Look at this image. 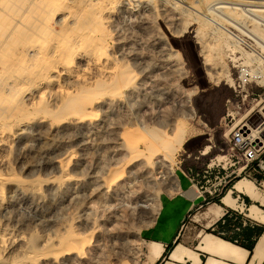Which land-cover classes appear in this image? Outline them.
Listing matches in <instances>:
<instances>
[{"label":"rangeland","instance_id":"1","mask_svg":"<svg viewBox=\"0 0 264 264\" xmlns=\"http://www.w3.org/2000/svg\"><path fill=\"white\" fill-rule=\"evenodd\" d=\"M35 1L0 0L8 12L0 15L7 18L13 2L28 11ZM102 2L57 0L44 12L56 39L45 48L32 38V29H18L12 21L0 27V61L21 50L28 60L24 69L13 64L16 86L27 83L16 102L9 101L15 91L10 82L0 91V102L5 100L0 133L6 141L0 144V236L12 238L7 248L0 245V264H13L25 253L36 255L32 264L153 263L161 246L148 243L144 262L140 233L153 221L159 196L177 187L176 172L186 184L178 169L194 177L209 160L225 166L232 128L247 119L255 127L264 122V0ZM99 11L108 22L99 28L102 40L95 46L86 29H94ZM38 28L37 33L45 27ZM75 33L78 43L86 40L78 52L92 44L87 55L104 57V72L83 76L80 56L60 54ZM64 64L81 77L68 79ZM244 72L257 83L242 85ZM75 100L83 114L70 109L79 106ZM227 101L233 119L226 124ZM262 123L256 134L264 131ZM220 154L226 157L217 159Z\"/></svg>","mask_w":264,"mask_h":264},{"label":"crops","instance_id":"2","mask_svg":"<svg viewBox=\"0 0 264 264\" xmlns=\"http://www.w3.org/2000/svg\"><path fill=\"white\" fill-rule=\"evenodd\" d=\"M178 171L186 184H182L176 172L177 187L159 196L153 221L141 230L140 238L146 245L144 262L149 254L147 244L156 243L161 246V252L151 264H264V223L245 220L217 205L213 202L215 197L208 194L209 188L200 191L201 186L196 185L198 193H189L194 183L185 171ZM255 177L264 180V172ZM245 201L250 204L248 199ZM253 206L264 215V205L258 201ZM205 235L230 243L238 251L222 252L215 242L209 245L212 252L205 251ZM177 247L181 250L171 258Z\"/></svg>","mask_w":264,"mask_h":264},{"label":"bare ground","instance_id":"3","mask_svg":"<svg viewBox=\"0 0 264 264\" xmlns=\"http://www.w3.org/2000/svg\"><path fill=\"white\" fill-rule=\"evenodd\" d=\"M34 1V0H33ZM63 1V0H62ZM117 1V0H116ZM104 2H105V0H104ZM104 2H102L103 4H104ZM16 3V2H15ZM14 2H13V4L10 6V8L8 9L9 11H10V15H8L7 14V18L5 17V18H3L4 17V13L3 12H5L3 9H1L0 8V10H3V16H1L0 15V27H2V25L4 26L5 24H8V23H11V21L14 23L15 22V25H16V28H18L19 29V27L22 29V28H28V30L29 29H32V30H34L33 32H34V34H32V35H34V36H32V38L33 37H35V38H37L35 41L38 43V44H41L42 46H43V48H45V47H47V46H50L49 44L52 42V44H53V41L54 40H56L55 39V34L54 35H52V34H50V32H49V26H48V21H46L45 19V17H44V12H47L50 8H52V7H54V5L57 3V0H36L35 2H33V6H32V8L29 10L28 9V11H24L23 10V8H22V4H21V2H19L18 4H15ZM59 3L61 4V2L59 1ZM86 3V2H85ZM91 4H92V2H90ZM106 4H108L107 2H105ZM120 2H119V0H118V4H119ZM64 4V3H63ZM88 4V3H87ZM94 4H95V2H94ZM112 4V3H111ZM115 4H116V2H115ZM114 4V5H115ZM24 6V5H23ZM60 6H62V4L60 5ZM91 6V5H90ZM109 6V5H108ZM85 7V6H84ZM88 7V6H87ZM92 7V6H91ZM93 7H95V6H93ZM106 7V6H105ZM62 8V7H61ZM89 8V7H88ZM100 8H101V5H100ZM117 8V7H116ZM54 9V8H53ZM51 10V12L52 11H54V10ZM68 9V8H67ZM91 9H93V8H91ZM90 8H89V10H91ZM105 9V8H104ZM114 9V8H113ZM27 10V9H26ZM71 10V9H70ZM69 10V11H70ZM87 10V9H86ZM97 10H100L99 9V7H97ZM96 10V11H97ZM106 10V9H105ZM108 10V9H107ZM106 10V11H107ZM58 11V10H57ZM65 11V10H64ZM68 11V12H69ZM104 11V10H103ZM115 11V10H114ZM1 12V11H0ZM7 12V11H6ZM6 12H5V14H6ZM21 12H23V13H21ZM56 12V11H55ZM67 12V13H68ZM87 12V11H86ZM101 11H99L98 13H99V15L98 16H96V19L95 20H97V21H95L94 22V18H93V26L95 25V27H94V29H92L93 27L89 24V22H88V24L92 27L91 28V30H90V28L89 29H86L87 30V37H86V39H87V41H90L89 43H92L93 45H97V46H100V41L102 40V39H100L99 37V34H101V33H103L102 31H104V29L102 30V28H101V30H100V32H99V28L100 27H103V25H106L107 24V22H108V17L107 18H104L103 17V19L102 20H100L101 19V13H100ZM108 13L109 12H111V11H107ZM8 13V12H7ZM104 13V12H103ZM107 13V14H108ZM69 14V13H68ZM71 14H73L72 12H71ZM89 14V13H88ZM70 15V14H69ZM93 15H94V13H93ZM49 15H47V17H48ZM89 16H92V15H89ZM51 17V16H50ZM111 17V16H110ZM85 18V17H84ZM87 18V17H86ZM72 19V18H71ZM13 20H15V21H13ZM87 20V19H86ZM49 22H50V19H49ZM214 22V21H213ZM90 23H92L91 22V20H90ZM84 24V23H83ZM40 26H43V27H45L44 29H43V32H40L39 31V33H37V28L38 27H40ZM78 27H81V26H78ZM78 27H76L77 29H78ZM85 27H87V26H85ZM89 27V26H88ZM87 27V28H88ZM75 28V29H76ZM2 29V28H1ZM0 29V30H1ZM10 29V28H9ZM39 29V28H38ZM80 29H84V28H80ZM96 29H98V30H96ZM105 29H106V27H105ZM16 29L14 28V30L13 31H15ZM27 30V29H26ZM40 30V29H39ZM61 30V29H60ZM86 30H85V32H86ZM88 30H90L89 32H88ZM106 30H108V29H106ZM53 31V30H52ZM76 31V30H75ZM97 31H98V34L96 35V33H97ZM5 32H6V30H5ZM16 32V31H15ZM15 32H12V33H15ZM19 32V31H18ZM54 32H57V30H55ZM61 32V31H60ZM63 32V31H62ZM65 32V31H64ZM63 32V34L65 35L66 33H64ZM79 32V31H78ZM10 33V32H9ZM24 33H25V31H24ZM59 33V32H58ZM83 33V32H82ZM81 33V34H82ZM18 34V33H17ZM108 34V33H107ZM7 35V34H6ZM19 35V34H18ZM57 35H61V34H57ZM73 35H75V36H73ZM73 35H69L68 36V38H70L71 39V42L69 43V45H68V47H66V48H64L63 49V51H59V49H58V51L59 52H61L60 54H62V55H67V57L68 58H72V57H74L73 59H75V55L76 56H80L79 58V60H80V62H82L83 64H84V67H85V70H82V75L84 76L87 72H90V71H96V72H99V73H102V72H104V60H103V58L104 57H98V56H96V55H94V56H88L87 54H89V52H88V50L89 49H92V47H93V45L92 44H90L89 46H85L84 44V47L86 48V52H84V53H81V52H78L79 51V48H78V50H77V47H79V44L80 43H84V42H81L80 41V43H78V41H77V35H78V33H77V35H76V33L75 34H73ZM101 35H103V34H101ZM111 35V34H110ZM83 36V35H82ZM99 36V37H98ZM29 37V36H28ZM56 37H58V36H56ZM62 37V36H61ZM79 37H81V35L79 36ZM107 37V36H106ZM110 37V36H109ZM108 37V38H109ZM14 38H17L16 37V35L14 36ZM67 37H66V39H68ZM85 38V37H84ZM102 38V37H101ZM103 38H104V36H103ZM111 38V37H110ZM227 38V37H226ZM65 39V38H64ZM104 39H106V38H104ZM30 40V39H29ZM57 40H58V38H57ZM60 41L61 40H63V39H59ZM80 40V39H79ZM25 41V40H24ZM60 41H59V43H60ZM64 41V40H63ZM65 42V41H64ZM24 43V42H23ZM35 43V42H34ZM34 43H33V45H34ZM59 43H58V45L57 46H59ZM103 44H105L104 42H102ZM19 44V43H18ZM18 44H17V46H18ZM37 44V45H38ZM63 44V43H62ZM65 44V43H64ZM63 44V45H64ZM67 44V43H66ZM86 44V43H85ZM88 44V43H87ZM107 44V43H106ZM105 44V45H106ZM23 45V44H22ZM81 45V44H80ZM16 46V48H18ZM41 46V47H42ZM56 46V45H55ZM56 46V47H57ZM82 46V45H81ZM80 46V47H81ZM14 47V46H13ZM60 47V46H59ZM8 48H10V45H9V47ZM16 48H14V50H15V52L18 50V53H19V49H17L16 50ZM22 48V47H21ZM53 48V47H52ZM99 48V47H98ZM29 49V48H28ZM42 49V48H41ZM1 50H2V47H1ZM13 50V49H12ZM12 50H10L11 52H13ZM60 50H62V49H60ZM83 50H85L84 48H83ZM108 50V49H107ZM6 51V50H5ZM46 51V50H45ZM99 51H103V49L102 48H99ZM105 52H106V50H104ZM104 51L103 52H101V53H103V54H100V55H104L105 56V54H104ZM14 52V53H15ZM44 51L42 50V53H43ZM94 52V51H93ZM98 52V51H97ZM30 53V52H29ZM42 53H40V54H42ZM46 54V53H45ZM9 55V54H8ZM93 55V54H92ZM99 55V56H100ZM107 55H108V53H107ZM3 56V53L2 52H0V58ZM9 56H12L11 58H9V61H7L6 59V61L5 60H1L0 61V84H1V86H0V91L2 92V89H7V82H10L9 84H8V86H14V88H15V91L13 90L12 92H13V94H12V96H11V99L9 100L10 102H12V103H14V102H16V100L18 99V97H20V95L21 94H23L24 93V90L26 89L25 87H24V85H26L27 83H20V85H17L16 86V84H15V77H14V74L15 73H13V70H12V68H13V64H15L16 65V67H18V66H21V67H23V66H27L28 67V65H26L25 63H26V61H28L27 60V57H26V53H25V51H22L21 50V52L17 55V57H14V54H11V55H9ZM44 56V55H43ZM51 56V55H50ZM61 56V55H60ZM41 57V56H40ZM48 57V56H47ZM106 57V56H105ZM6 58V57H5ZM49 58H51V57H49ZM57 58V57H56ZM107 58V57H106ZM36 59V58H35ZM43 59V57H41V59H39L38 58V61L39 60H41V62L43 61L42 60ZM55 59V58H54ZM108 59V58H107ZM78 60V59H77ZM112 60V59H111ZM31 61V60H30ZM29 61V62H30ZM44 61H45V59H44ZM48 61V60H47ZM73 61V60H72ZM113 62V61H112ZM37 63V62H36ZM48 63V62H47ZM51 63V62H50ZM70 63V62H69ZM29 64V63H28ZM33 64V63H32ZM41 64V63H40ZM45 64V63H44ZM68 64V63H67ZM14 65V66H15ZM30 65V64H29ZM37 65V64H36ZM65 65V64H64ZM31 67H32V65H30ZM29 66V67H30ZM47 66V65H46ZM66 66V65H65ZM20 67V68H21ZM34 67V66H33ZM124 67V66H123ZM19 68V67H18ZM42 68V67H41ZM116 68V67H115ZM23 69H24V67H23ZM25 69H27V68H25ZM29 69V68H28ZM119 69V68H118ZM37 70V69H36ZM108 70V69H107ZM110 70V69H109ZM108 70V71H109ZM120 70H121V68H120ZM127 70V69H126ZM30 71V70H29ZM34 71V70H33ZM62 71H63V69H62ZM76 71V67H74L73 68V66L72 67H68V66H66L65 67V69H64V73L66 74H64L68 79H72V80H74V81H76V80H78L81 76H79L78 75V73H76L75 72ZM119 71V70H118ZM106 72V71H105ZM110 72V71H109ZM113 72H114V69H113ZM116 72V71H115ZM124 72V71H123ZM104 74V73H103ZM119 74L120 75H122L121 74V72L119 71ZM127 74H129L130 75V73L128 72ZM27 75V74H26ZM34 76V75H33ZM124 76V75H123ZM123 76H119L120 77V79H121V77H123ZM45 77V76H44ZM118 77V76H117ZM118 77V78H119ZM46 78V77H45ZM104 78V77H103ZM17 79V78H16ZM83 79V78H82ZM123 79H126V77L124 78H122V80ZM130 79H132V78H130ZM242 79H243V76H242ZM30 80V79H29ZM47 80V79H46ZM17 81H18V79H17ZM97 81V80H96ZM128 81V80H127ZM126 80H125V82L123 81V83H124V85L125 84H128V82H127ZM21 82V81H20ZM26 82V81H25ZM32 82H33V80H32ZM48 82V81H47ZM99 82V81H98ZM113 82H115V77H114V81ZM113 82H110L112 85H113ZM122 81L120 80V83H121ZM127 82V83H126ZM49 83V82H48ZM109 83V84H110ZM123 83L121 84V85H123ZM262 83V87L264 88V82L262 81L261 82ZM115 84V83H114ZM6 85V86H5ZM94 85V84H93ZM97 86L99 85V84H96ZM118 85V84H117ZM16 86V87H15ZM114 86V85H113ZM3 87V88H2ZM49 87H50V85H49ZM124 87V86H123ZM9 88V87H8ZM88 88H89V86H88ZM93 88V87H92ZM102 88V87H101ZM104 88V87H103ZM10 89V88H9ZM95 89V88H94ZM97 89V88H96ZM62 90V89H61ZM87 90V89H86ZM88 90H90V89H88ZM100 90V89H99ZM115 90V89H114ZM81 91H82V89H81ZM81 91H80V93H81ZM93 92H95V91H97V90H92ZM103 91V90H102ZM23 92V93H22ZM83 92H85V87H84V91ZM98 92V91H97ZM77 93H79L78 91H77ZM76 93V94H77ZM87 93H89L88 91H87ZM86 92L84 93V94H87ZM7 94V93H6ZM74 94V92L72 93V95ZM24 96V95H23ZM76 96V95H75ZM80 96V95H79ZM96 96V95H95ZM3 98V97H2ZM21 98H22V96H21ZM93 98H95L94 96H93ZM92 98V99H93ZM7 99V98H6ZM70 99H73L72 97H70ZM75 99V98H74ZM73 99V100H74ZM86 99V98H85ZM69 100V99H68ZM88 100H90L89 98L87 99V101ZM5 101V100H4ZM4 101H2V103L4 102ZM71 100H69L68 102H70ZM76 101V100H75ZM74 101V102H75ZM77 102V101H76ZM84 102H86V101H84ZM1 102H0V106H1V104H2ZM88 103V105H89V101L87 102ZM91 103V102H90ZM4 104V103H3ZM74 104V103H73ZM76 105L75 106H78V107H74V108H70V109H72V110H75L77 113H78V115H80V114H83V111H82V113H81V109L83 108V106H82V104L81 103H79V102H77V103H75ZM63 105H65V104H63ZM70 105H71V102H70ZM92 105H93V103H92ZM91 106V105H90ZM8 107V106H7ZM21 107H23V106H21ZM72 107V106H71ZM20 108V107H19ZM18 108V109H19ZM17 109V110H18ZM92 109V108H91ZM17 110H15V112L17 111ZM71 110V111H72ZM14 111V110H13ZM68 111H70V110H68ZM92 111V110H91ZM263 111H264V108H263ZM11 112H12V110H11ZM11 112H9V113H11ZM73 112V111H72ZM75 112V113H76ZM89 112V111H88ZM2 113H3V111H2ZM1 113V115H6V114H2ZM8 113V114H9ZM69 113H71V112H69ZM74 113V112H73ZM77 113L75 114L76 116H77ZM85 113V112H84ZM87 115V114H86ZM93 115V114H92ZM7 116V115H6ZM6 116H4L2 119H7V117ZM88 116V115H87ZM82 117V116H81ZM189 117H190V115H189ZM11 118V117H10ZM80 118V117H79ZM78 118V119H79ZM263 118H264V116H263ZM13 119V118H12ZM1 120V119H0ZM8 121L10 120L9 118L7 119ZM2 121V120H1ZM0 124H1V122H0ZM4 126V125H3ZM262 126L264 127V122L262 123ZM2 127V126H1ZM257 130H259V128H257V129H251V134L252 135H256V131ZM4 134L1 132L0 133V144L4 141ZM4 142H6V141H4ZM168 152H170L171 153V157L169 156V158L171 159L172 158V154L174 153V151H175V147H174V144L173 145H170L169 147H168ZM226 156L225 155H219V156H217V159H224ZM63 161V160H62ZM66 163V162H65ZM60 164V163H59ZM61 165V164H60ZM65 166H66V164H64ZM61 167V166H60ZM63 168V167H62ZM63 170V169H62ZM6 178V177H5ZM11 178V177H10ZM14 178V177H13ZM9 178L7 177V180H8ZM3 180V179H2ZM11 180V179H10ZM9 181V180H8ZM14 181H16V180H14ZM0 182H2V181H0ZM7 182V181H6ZM5 182V183H6ZM21 182H22V180H21ZM40 182V181H39ZM18 183V182H17ZM20 184V183H19ZM18 184V185H19ZM27 184V183H26ZM40 184V183H39ZM1 185H2V183H1ZM3 185H4V181H3ZM22 185V184H21ZM20 185V186H21ZM24 186V185H23ZM3 187V186H2ZM234 187H235V189L237 190V191H245L253 200H256V201H259L262 205H264V194H259L258 195V192L255 190V188H254V186L249 182V181H246V180H240V181H237L236 183H235V185H234ZM37 188H38V186H37ZM192 191L196 194V191L194 190V188H192L191 189V191L189 192V193H192ZM30 194V193H29ZM225 195H227L226 197H224ZM223 197H222V203H224V205H226V206H229V207H234L235 206V200L234 199H232L231 198V196H230V192H228V193H226ZM1 197V196H0ZM249 217L250 218H252V219H254V220H257V221H259V222H262V223H264V215L262 214V212L259 210V209H257L256 207H252L251 206V208H250V214H249ZM2 235V234H1ZM12 237V236H11ZM15 239V238H14ZM13 239V240H14ZM23 239V238H22ZM203 241H204V246H203V249L206 251H213V250H211V246H209L210 244H212V242H215V243H217V245L219 246L217 249H222V252H225V251H227L228 253H232V252H235V251H238V248H236V247H234L233 245H231L230 243H227V242H225V241H222V240H219V239H214L211 235H205L204 236V239H203ZM12 243V238H10V236H8V235H2V236H0V245H1V247L3 248V249H5V248H7V246H9L10 244ZM214 246H216L215 244H214ZM50 248V247H49ZM52 249V248H51ZM213 249H215V247L213 248ZM48 250V249H47ZM47 250H46V252H47ZM54 250V249H53ZM52 250V251H53ZM181 250V247H177L175 250H174V252L172 253V255H171V258H175V256L177 255V253L179 252ZM216 250V249H215ZM50 251V250H49ZM56 251V250H55ZM3 252V251H2ZM33 253V252H32ZM37 253V252H36ZM44 253V252H43ZM48 253V252H47ZM45 254V256H48V254ZM50 253V252H49ZM61 253H63V252H61ZM60 253V254H61ZM227 253V254H228ZM261 253V252H260ZM52 254V253H51ZM51 254H49V256L51 255ZM57 254H59L58 252H57ZM224 254V253H223ZM223 254H222V256H223ZM3 255V254H2ZM30 255H32V254H24V256H23V258H22V260H16L17 262H15L14 261V263L13 264H32L33 262H35L34 261V256L36 257V255L34 254L33 255V257L32 256H30ZM229 255V254H228ZM48 256V257H49ZM47 257V258H48ZM56 257V256H55ZM42 258V257H41ZM46 257H44L43 259H45ZM21 259V258H20ZM38 259V258H37ZM40 261V260H39ZM38 263V262H37Z\"/></svg>","mask_w":264,"mask_h":264},{"label":"built area","instance_id":"4","mask_svg":"<svg viewBox=\"0 0 264 264\" xmlns=\"http://www.w3.org/2000/svg\"><path fill=\"white\" fill-rule=\"evenodd\" d=\"M246 69H250V67H245ZM239 73L241 76V71ZM254 76L257 77V80H261L262 78L257 73ZM243 77L244 81L240 80L242 85L257 83L255 81L256 79H251L250 74L247 72H244ZM260 100L263 101V99ZM227 107L226 117H224L226 124L227 120L229 122L230 119H233L232 113H229L233 109L230 101H227ZM258 126L255 127L250 119H247L232 128L229 139V159L225 166L220 165V163H213L211 165L209 160V163L205 164L202 170L196 172L194 177L190 174V170L185 172L194 183L192 187L196 189V185H200V191L209 188L210 191H208V194L215 197L214 201L219 202L220 205L230 212L235 213V215L241 216L245 220L251 219L255 222L258 221L249 217V209L258 201L253 200L245 191H237L234 185L237 181L246 180L254 186L257 192L264 194V180H259L255 177V175L264 172V131L257 133L255 136L251 134V128H257ZM200 175L203 183L201 180H195ZM228 192L235 199L234 207H229L222 203V197ZM196 193H198L197 189ZM245 199H248L250 204Z\"/></svg>","mask_w":264,"mask_h":264}]
</instances>
